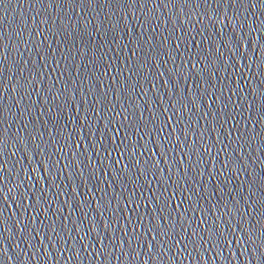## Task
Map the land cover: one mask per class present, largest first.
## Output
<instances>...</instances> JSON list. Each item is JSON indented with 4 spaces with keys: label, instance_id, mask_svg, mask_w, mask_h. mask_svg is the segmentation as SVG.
Returning <instances> with one entry per match:
<instances>
[{
    "label": "water",
    "instance_id": "95a60500",
    "mask_svg": "<svg viewBox=\"0 0 264 264\" xmlns=\"http://www.w3.org/2000/svg\"><path fill=\"white\" fill-rule=\"evenodd\" d=\"M112 0H0V264H82L84 185Z\"/></svg>",
    "mask_w": 264,
    "mask_h": 264
}]
</instances>
